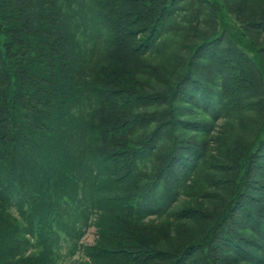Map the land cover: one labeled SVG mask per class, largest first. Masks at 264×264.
Here are the masks:
<instances>
[{
    "label": "trees",
    "instance_id": "1",
    "mask_svg": "<svg viewBox=\"0 0 264 264\" xmlns=\"http://www.w3.org/2000/svg\"><path fill=\"white\" fill-rule=\"evenodd\" d=\"M92 225L81 264H264V0H0V264Z\"/></svg>",
    "mask_w": 264,
    "mask_h": 264
},
{
    "label": "rangeland",
    "instance_id": "2",
    "mask_svg": "<svg viewBox=\"0 0 264 264\" xmlns=\"http://www.w3.org/2000/svg\"><path fill=\"white\" fill-rule=\"evenodd\" d=\"M222 122V121H221ZM221 125H222V123H220L219 124V128L217 129V132H219L220 130H221ZM215 145V144H214ZM218 146H216L215 145V147H213L214 148V150H212V152H213V154H215V155H218V148H217ZM88 239V238H87ZM94 239V236H93V233H91V235H90V237H89V239H88V242L89 241H92ZM86 241V240H85ZM87 242V241H86ZM62 264H77V262L75 261V260H68V259H65L64 261H63V263Z\"/></svg>",
    "mask_w": 264,
    "mask_h": 264
}]
</instances>
